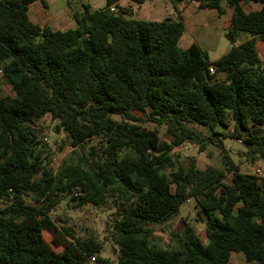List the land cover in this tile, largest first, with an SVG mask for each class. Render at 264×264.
I'll return each instance as SVG.
<instances>
[{
  "label": "trees",
  "instance_id": "16d2710c",
  "mask_svg": "<svg viewBox=\"0 0 264 264\" xmlns=\"http://www.w3.org/2000/svg\"><path fill=\"white\" fill-rule=\"evenodd\" d=\"M36 1L0 0V87L11 92L0 90V264H111L103 242L52 217L63 198L72 209H116L105 236L115 264H231L232 254L264 264V178L242 173L224 144L240 140L241 156L264 161V0H194L220 16L225 3L226 38H247L213 62L195 43L179 47L187 0H168L177 18L160 21L132 17L122 0L83 3L64 31L29 20ZM45 116L70 139L57 167L36 125ZM184 144L215 148L230 182L223 169L182 165L175 150ZM190 201L206 243L185 221L173 247L155 243L154 227Z\"/></svg>",
  "mask_w": 264,
  "mask_h": 264
},
{
  "label": "rangeland",
  "instance_id": "374dc122",
  "mask_svg": "<svg viewBox=\"0 0 264 264\" xmlns=\"http://www.w3.org/2000/svg\"><path fill=\"white\" fill-rule=\"evenodd\" d=\"M87 3L86 0H46L44 2L45 6L49 9L50 13L53 15H60L67 11H82V4ZM88 3L96 9L105 3V0H90ZM152 3L157 4V13L151 16V5ZM167 0H150L146 5L144 10L146 17L149 20H163L168 16L169 9L167 6ZM129 3H122V9H128ZM197 3L194 0H187L186 3L179 7V12L182 15L185 32L181 38L180 44L183 49L189 47L190 44H197L202 51L207 56L209 62H213L225 55L234 45H238L245 41L247 38L240 36V38L231 44L226 38L227 26L232 14V10L223 3L224 14L217 15L215 10H197ZM127 7V8H126ZM258 6H248L247 10H256ZM130 10V9H129ZM128 11V10H127ZM68 29H74L75 22L73 18H70V25ZM258 50L262 59L264 58V43H258ZM221 79L222 76L217 77ZM2 96L11 95L10 88L6 85H1L0 87ZM140 118L141 124L149 129H155L160 138L166 141L170 140V137L165 135V128L163 126H155L151 123L145 121L144 118L140 117L139 114L135 115ZM37 128L40 131V140L46 150H50L52 156L54 157L55 167H57L60 161L67 156L70 151V139L67 134L58 128V121L51 120L49 116H45L37 122ZM231 129V124L225 132H229ZM96 140L89 142L88 145H94ZM225 146L228 150L227 154L230 156L231 160L235 164H239L240 171L242 173H254L255 170L259 169V174H256L260 178H264V161H256L254 165L249 163L245 157L241 156L239 152L244 151V148L237 142L233 140L225 141ZM59 147H62L59 149ZM175 153L179 155V162L185 167L189 165L192 160H195L199 168H204L207 165L213 166L216 169L225 171V182H230V174L221 163L219 157V152L210 145H207L204 152H200L198 147L184 144L175 150ZM116 211L114 207L109 204L107 207L101 209H94L91 206H86L79 209H72L69 198H63L61 202L57 205L55 212L53 213V218H60L59 225L71 227L77 235L82 237L94 236L99 241L103 242L104 251L100 255L101 258H107L111 264L116 263L115 254L111 248V245L105 236L108 235L109 224L108 217L111 216ZM199 219L196 215V210L192 201L183 204L179 209V214L176 219L168 224L160 227H154L153 229V239L154 242L163 248H170L174 246L173 235L180 233L182 230L183 222L190 224L195 232L197 233L199 239L206 243L205 236V218ZM46 240L50 239L48 233H44ZM231 264H242L243 258L239 254H232L230 259ZM89 264H95L91 260Z\"/></svg>",
  "mask_w": 264,
  "mask_h": 264
},
{
  "label": "crops",
  "instance_id": "0c3cea01",
  "mask_svg": "<svg viewBox=\"0 0 264 264\" xmlns=\"http://www.w3.org/2000/svg\"><path fill=\"white\" fill-rule=\"evenodd\" d=\"M86 1H87V4L90 5V3H88L90 0H86ZM44 2H46V0H43V2L36 1V2H34V3H32V4H30L28 6L27 14H28L29 20L33 24L38 25L40 27H49L52 30H60V31L68 30L69 27H67V26L70 25V18H72V11H67V12H64V13L56 16V15H53V14L50 13L49 9L47 8V6H45ZM123 2L129 3L128 4L129 5V8L128 9H125V10L130 11L132 17H134L136 19H140V20L152 21V20H149V19L146 18V17H149V16H147L145 14V12H144V10L146 9V5L150 2V0H147L141 6H135V5H133L130 2V0H122V1H120L118 3V6L119 7L122 6V3ZM104 6H105V3L103 5H101L100 7H98L97 9H101ZM165 6H167L168 9H169L168 10L169 13H168V16L166 18H171V19L177 18V13H176L175 9L173 8L172 4L168 0H167V4L165 3ZM249 6H253L254 7V6H257V5L251 3ZM90 7H91L92 10H95L96 9L95 7H92L91 5H90ZM112 7H114V6H112ZM179 7H180V5L178 6V8ZM156 10H157V4L156 3H152L151 10H150V11H152L151 12V16L152 17L154 16V14L157 13ZM216 14L218 15L217 12H216ZM153 21H156V20H153ZM158 21H160V20H158ZM243 37L246 38V36H243ZM180 41H181V39H180ZM180 41H179V47L181 49H183L181 47ZM259 42H261V41H259ZM258 43H257V47H258ZM262 43H264V42H262Z\"/></svg>",
  "mask_w": 264,
  "mask_h": 264
},
{
  "label": "built area",
  "instance_id": "2783aa9c",
  "mask_svg": "<svg viewBox=\"0 0 264 264\" xmlns=\"http://www.w3.org/2000/svg\"><path fill=\"white\" fill-rule=\"evenodd\" d=\"M115 9H114V7H111L110 8V11H114ZM209 73H210V75H214L215 74V69L213 68V67H210L209 68ZM238 143H241V141L239 140V141H237ZM260 172H259V169H257V170H255L254 171V175H256V174H259ZM92 261L94 260L93 258L91 259Z\"/></svg>",
  "mask_w": 264,
  "mask_h": 264
}]
</instances>
